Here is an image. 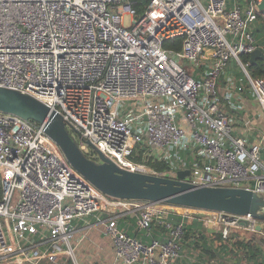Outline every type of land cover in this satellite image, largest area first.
Instances as JSON below:
<instances>
[{
  "label": "built area",
  "instance_id": "obj_1",
  "mask_svg": "<svg viewBox=\"0 0 264 264\" xmlns=\"http://www.w3.org/2000/svg\"><path fill=\"white\" fill-rule=\"evenodd\" d=\"M263 1L0 0V86L60 113L95 161L87 141L121 168L168 178L189 170L186 182L264 195V134L244 116L247 90L264 111V77L242 59L260 48ZM181 37L179 52L165 49ZM0 178V264H80L87 239L99 246L94 232L110 239L111 264H176L195 218L224 238L234 227L264 232L250 213L110 196L40 124L3 111ZM129 217L140 237L120 224Z\"/></svg>",
  "mask_w": 264,
  "mask_h": 264
},
{
  "label": "water",
  "instance_id": "obj_2",
  "mask_svg": "<svg viewBox=\"0 0 264 264\" xmlns=\"http://www.w3.org/2000/svg\"><path fill=\"white\" fill-rule=\"evenodd\" d=\"M264 9V1L259 6ZM264 59V51L257 48L250 54V63ZM0 111L33 120L42 126L62 149L68 162L104 193L123 199L146 200L176 206L224 211L236 215L251 214L264 222V195L246 188L212 187L186 182L189 170L177 173L176 178L121 168L107 158L91 142L89 146L101 161L89 158L66 128L63 116L37 98L19 90L0 86ZM77 134L79 132L76 131ZM198 218L204 213H196ZM247 226V221L240 222ZM261 229V225H258Z\"/></svg>",
  "mask_w": 264,
  "mask_h": 264
},
{
  "label": "trees",
  "instance_id": "obj_3",
  "mask_svg": "<svg viewBox=\"0 0 264 264\" xmlns=\"http://www.w3.org/2000/svg\"><path fill=\"white\" fill-rule=\"evenodd\" d=\"M245 2V0H240ZM144 3L136 5L139 13H142ZM253 34L255 36L256 45L264 51V24L261 22L260 15L257 16ZM183 38H176L166 41L164 47L166 50L179 52L182 48ZM245 63H249V71L252 76L257 78L264 77V59L261 58L256 64L250 63V56L247 54L242 55ZM89 158L90 155L85 153ZM133 160L142 162L141 156L132 157ZM146 164L157 171L166 169V165L162 162L148 161ZM1 178H0V196H1ZM172 218H178L177 215H172ZM136 227V226H135ZM137 231V229H136ZM129 232H132L129 229ZM258 234L257 232H255ZM255 234V235H256ZM154 236L157 237L158 233L154 230ZM235 236L230 235L224 238L222 233H208L199 219L195 218L189 222L185 227V235L182 240V247L187 246L193 253V258H197L192 264H264V247L257 238L249 240L244 239L238 242H232ZM242 252H237L238 250ZM197 251L198 253H196ZM194 253H196L194 255ZM182 256V255H181ZM192 256H189L192 258ZM188 259V258H187ZM187 259L179 258L176 264H190Z\"/></svg>",
  "mask_w": 264,
  "mask_h": 264
},
{
  "label": "rangeland",
  "instance_id": "obj_4",
  "mask_svg": "<svg viewBox=\"0 0 264 264\" xmlns=\"http://www.w3.org/2000/svg\"><path fill=\"white\" fill-rule=\"evenodd\" d=\"M124 24L125 26H129L130 24V18L128 16L125 17L124 19ZM264 46V45H263ZM180 63L185 66V68L190 71V69L192 68L190 65H188L186 62H184V60H181ZM236 70H238V67L236 68ZM245 114L244 116L247 118H251L254 119L255 121V128H258L261 134H264V111L262 110L261 106L258 104V102L256 100H254V98L251 96L250 92L247 90L245 93ZM73 138H77V134L76 133H72ZM58 149L61 151V153L64 155L62 149L59 147L58 145ZM65 156V155H64ZM213 229V227L211 228ZM100 233L98 232H94L92 233V236L96 239H101L103 237V235H99ZM253 231H249V230H244V229H240V228H232L230 230V235L235 236L232 242H238L239 240L243 241L244 239L249 240L252 238H257L258 242H260L261 244H263L262 246L264 247V232L262 233H258L256 234ZM86 244V245H84ZM91 244V242H89V239H87L85 241V243H83L79 249H78V254L77 257L79 259V263L80 264H111V258L109 259L107 255H105V262L102 261V263H100L101 261H99V257L95 256L96 253L93 251V247L92 249L89 247V245ZM89 249H88V248ZM86 248L88 251H86ZM196 253H198L197 251H195ZM237 252H242V250H238ZM193 253L187 246H183L182 247V256L180 257L181 259H187L189 261L190 264H192L193 262L196 261L197 258H193L192 254ZM194 253V255L196 254ZM189 256H192L189 257ZM213 264H215V262H213Z\"/></svg>",
  "mask_w": 264,
  "mask_h": 264
},
{
  "label": "crops",
  "instance_id": "obj_5",
  "mask_svg": "<svg viewBox=\"0 0 264 264\" xmlns=\"http://www.w3.org/2000/svg\"><path fill=\"white\" fill-rule=\"evenodd\" d=\"M127 220L128 225L125 223V221ZM126 220H122L120 221L121 225L127 226L129 227V229L132 231L130 232L133 236H141V233H138L136 231V227H135V218L134 217H129ZM102 235V234H99ZM146 239V238H144ZM95 243H97L99 246L98 247H94V252L96 253L95 256L99 257V261H104L105 262V255L108 256V258L112 259L113 256V250L111 247V241L108 237L104 236L101 239H96L93 237L92 239ZM91 245V244H90Z\"/></svg>",
  "mask_w": 264,
  "mask_h": 264
},
{
  "label": "flooded vegetation",
  "instance_id": "obj_6",
  "mask_svg": "<svg viewBox=\"0 0 264 264\" xmlns=\"http://www.w3.org/2000/svg\"><path fill=\"white\" fill-rule=\"evenodd\" d=\"M97 160V159H96Z\"/></svg>",
  "mask_w": 264,
  "mask_h": 264
}]
</instances>
